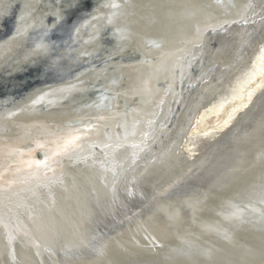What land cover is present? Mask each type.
I'll list each match as a JSON object with an SVG mask.
<instances>
[{"label":"bare ground","instance_id":"6f19581e","mask_svg":"<svg viewBox=\"0 0 264 264\" xmlns=\"http://www.w3.org/2000/svg\"><path fill=\"white\" fill-rule=\"evenodd\" d=\"M263 28L264 0H0V264H264Z\"/></svg>","mask_w":264,"mask_h":264},{"label":"rangeland","instance_id":"374dc122","mask_svg":"<svg viewBox=\"0 0 264 264\" xmlns=\"http://www.w3.org/2000/svg\"><path fill=\"white\" fill-rule=\"evenodd\" d=\"M263 34H264V28H263V32L261 33V35H263ZM261 102L264 103V100H262ZM256 111H257V109H256ZM254 118H255V113L249 115L248 120H253ZM216 121H217L216 118H212L211 120L209 119V123H208V126H207V127H212V126L216 125ZM214 142H216V141H214ZM214 142H213V143H214ZM213 143H212V144H213ZM212 144H211V145H212ZM211 145H209L210 148L212 147ZM202 161H203V160H200V161L197 163V166H195V168H194L193 171H192L193 174L191 173V175H194V173L197 171V168L200 166V164L202 163ZM165 175H167V173H165ZM189 176H190V174H189ZM167 178H169L168 175H167V176H164V177H162V178H159V179L153 180V182L151 181V183H150L151 188H152L153 190H155V187H156L157 185H161V184H162L161 182H163V181H164L165 179H167ZM160 179H161V180H160ZM152 184H153V185H152ZM153 186H155V187L153 188Z\"/></svg>","mask_w":264,"mask_h":264},{"label":"snow or ice","instance_id":"6c2138e0","mask_svg":"<svg viewBox=\"0 0 264 264\" xmlns=\"http://www.w3.org/2000/svg\"><path fill=\"white\" fill-rule=\"evenodd\" d=\"M157 47L159 45H156ZM80 139V137L77 136H72L67 138L62 145H60V149L62 151H67L68 147L71 146H78L77 141ZM0 178H2V174H0ZM2 192H3V186L0 185V203H2ZM4 215L2 211H0V226H4Z\"/></svg>","mask_w":264,"mask_h":264}]
</instances>
